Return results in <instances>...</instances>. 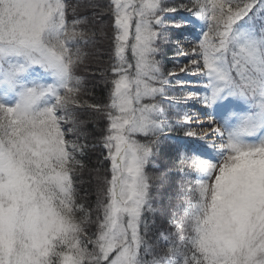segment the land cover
I'll list each match as a JSON object with an SVG mask.
<instances>
[{
    "label": "snow or ice",
    "instance_id": "obj_1",
    "mask_svg": "<svg viewBox=\"0 0 264 264\" xmlns=\"http://www.w3.org/2000/svg\"><path fill=\"white\" fill-rule=\"evenodd\" d=\"M80 7L100 8L0 0V264H264V0H108L91 19ZM178 11L191 55L165 69L161 29ZM101 14L112 34L97 103L78 72ZM177 69L196 77L182 98L169 95ZM166 129L183 181L167 220L148 170Z\"/></svg>",
    "mask_w": 264,
    "mask_h": 264
},
{
    "label": "trees",
    "instance_id": "obj_2",
    "mask_svg": "<svg viewBox=\"0 0 264 264\" xmlns=\"http://www.w3.org/2000/svg\"><path fill=\"white\" fill-rule=\"evenodd\" d=\"M82 2L86 1H73V3ZM164 2L172 6L178 5L181 0H164ZM183 2H187V0H183ZM92 3L99 5L100 8H85L83 12H77L78 16L89 17L93 15L94 11L99 12L100 9L104 8L108 4V0H92ZM177 15L183 17L187 16L188 13L178 11ZM165 17L167 16L165 15ZM180 17H177V20H179ZM95 23L97 30V39L95 44L88 46L90 48V53H87L88 55L86 56L85 63L81 66L78 75L84 78L86 89L88 90V92L92 93V95L85 96V99L92 100L97 103H102L106 98V91L101 73L106 71L109 67V58L111 51L110 37L112 33L110 27H107L106 29V26L110 24V18L107 14H101L97 16ZM164 35L166 36V34ZM164 35H162L160 40V60L162 66L165 69H169L171 65L168 64L167 57L168 55L172 54L168 53L171 52V43L168 41V38L166 41L164 40ZM88 47L86 48V50L84 49L85 52L87 51ZM169 95L180 98L181 94L177 88H172L171 86H169ZM170 119L173 121V123H175V121L172 119V116L170 117ZM103 124V119L98 118L95 123H88L84 125V130L89 134V144L99 143V137L102 135ZM177 138L178 137L175 132L166 129L165 134L164 136H162L161 140L165 139V141L167 140L168 143H166L164 147H161L162 143L160 142L154 160L149 166L150 173L160 177V179L155 182L156 186L154 188V202L157 207L163 210V213L166 212L164 214L165 220L171 217L172 211L176 209L178 204H183V201L177 200V195L178 193H180V191L177 192L176 186L174 187L173 184L175 181L178 186H181V183L183 182L182 176L180 175L181 173L177 170L178 158L171 156L169 152L173 150V148L170 147L171 144L169 142L172 139L175 142ZM102 151L103 150L100 147L90 148L88 149L87 154L84 157L86 168L82 173V180L84 182L80 185V189L81 195L83 196L86 193V198L90 202L95 201L96 181L94 180V177L97 175V173L93 170L100 167L99 161L102 159ZM100 174L102 175L103 173L101 172ZM185 187H187V185H185Z\"/></svg>",
    "mask_w": 264,
    "mask_h": 264
},
{
    "label": "rangeland",
    "instance_id": "obj_3",
    "mask_svg": "<svg viewBox=\"0 0 264 264\" xmlns=\"http://www.w3.org/2000/svg\"><path fill=\"white\" fill-rule=\"evenodd\" d=\"M73 1L74 0H68V2L70 3V4H78V3H73ZM83 1H86L87 2V0H83ZM173 1V0H172ZM83 3V2H82ZM179 5V4H178ZM84 9L85 8H83V7H80V8H78L77 9V12H83L84 11ZM183 12V11H182ZM77 14V13H76ZM78 15V14H77ZM167 17H164V28L162 29V33H164V34H166V36L164 35V40L166 41L167 40V38L168 37H172L173 39L171 40V42L169 41V39H168V41L171 43V47H170V51L171 52H168V53H172V54H170V55H168V64H170L171 65V67L169 68V69H173V68H176L177 67V64L178 63H183V62H185L186 60H187V58H188V56H182V55H178L177 54V52L178 51H181V52H187L188 53V55L190 56L191 55V53H190V45H189V43H188V41L187 40H185V39H181V42L179 43V44H177L176 42H175V37L178 35V34H180V33H182V32H184V29H177L174 25L179 21V20H177V17H180V16H178L177 15V13H174V14H165ZM171 15H173V16H171ZM92 18V15L91 16H89V19H91ZM173 19V20H172ZM107 27H109V25H107L106 26V29H107ZM85 50H86V48H85ZM86 53H90V48L88 47V49H87V51H86ZM95 53V52H94ZM169 79H171L172 80V84L170 85L172 88H177L178 90H179V92H180V98H182L184 95H186V90L187 89H195V86H196V77H194V76H191V75H188V74H185V73H179V71H178V69H177V74H176V76H174V77H170ZM178 80H185V81H191V83L190 84H185V85H180V84H178L177 83V81ZM184 88L185 89V91H181V88ZM191 103L193 104V106H194V109H198V108H200V105H198V104H195V101H191ZM172 119L175 121V115L174 116H172ZM200 123L201 124H203V125H205V126H207L208 125V118L207 117H204V116H201L200 117ZM199 130V129H198ZM161 139H162V137H161ZM160 139V142L162 143V145H161V147H164V145H166V143H168L167 142V140L165 141V139L164 140H161ZM163 141H165V142H163ZM176 141V140H175ZM171 145H170V147H172L173 148V150L172 151H169L170 152V154H171V156H173V157H176V158H178L177 157V153H176V150H175V142L173 141V139L169 142ZM167 150V149H166ZM149 169H150V167H149ZM148 169V170H149ZM149 172H150V170H149ZM181 175V174H180ZM174 187L176 186V191L177 192H179L180 191V188H181V186L179 185L178 186V184H176V182L174 181ZM156 207H157V205H156ZM157 209L161 212V213H163V210L162 209H160L159 207H157ZM166 213V212H165ZM165 213H163V215L165 214Z\"/></svg>",
    "mask_w": 264,
    "mask_h": 264
}]
</instances>
